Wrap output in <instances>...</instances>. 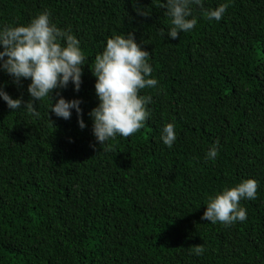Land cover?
Instances as JSON below:
<instances>
[{
	"label": "trees",
	"instance_id": "trees-1",
	"mask_svg": "<svg viewBox=\"0 0 264 264\" xmlns=\"http://www.w3.org/2000/svg\"><path fill=\"white\" fill-rule=\"evenodd\" d=\"M162 2L0 0V25L47 11L78 38L80 90L56 91L82 100L86 124L75 110L57 118L49 98L34 104L39 117L0 99V264H264V0H203L197 24L175 40ZM221 3L222 19L208 20ZM128 33L158 84L140 92L152 97L144 126L101 146L90 66L108 38ZM29 83L0 71L14 99H31ZM165 123L175 126L171 148L159 139ZM244 179L258 182L256 199L240 201L245 221L201 219L208 196Z\"/></svg>",
	"mask_w": 264,
	"mask_h": 264
},
{
	"label": "clouds",
	"instance_id": "clouds-1",
	"mask_svg": "<svg viewBox=\"0 0 264 264\" xmlns=\"http://www.w3.org/2000/svg\"><path fill=\"white\" fill-rule=\"evenodd\" d=\"M161 7L170 18L168 38L175 40L180 33L188 32L197 24L196 8L203 9V0H163ZM226 11L221 3L204 11L208 20L220 21ZM0 71L16 85L30 80L27 92L31 99L12 98L0 86V99L16 111L23 109L33 117L40 113L34 104L45 98L51 100L49 111L57 118L68 120L72 110L78 116V125L86 127L82 118L81 99H65L58 89H66L71 83L79 91L82 83V66L85 57L78 38L70 29H62L50 19L47 11L36 14L27 24L0 25ZM148 51L135 40L132 33L114 35L106 40L102 52H98L90 66L96 78L94 89L98 104L89 113L92 134L97 143L104 145L116 136L130 137L139 131L150 116V95H141L145 88H154L158 81L151 76L153 69L148 62ZM58 99L53 103V93ZM23 106V107H22ZM48 111V116H49ZM50 119V118H49ZM51 121V120H50ZM177 138L173 123H165L159 130V139L171 148ZM218 146L213 145L205 153L206 160H214ZM258 182L244 179L235 186L224 187L206 201V210L201 217L209 223L231 225L247 218L241 200H254ZM204 251L202 245L195 247L197 255Z\"/></svg>",
	"mask_w": 264,
	"mask_h": 264
}]
</instances>
